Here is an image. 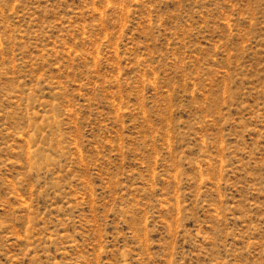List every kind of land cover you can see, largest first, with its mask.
Instances as JSON below:
<instances>
[{"label":"rangeland","instance_id":"374dc122","mask_svg":"<svg viewBox=\"0 0 264 264\" xmlns=\"http://www.w3.org/2000/svg\"><path fill=\"white\" fill-rule=\"evenodd\" d=\"M0 264H264V0H0Z\"/></svg>","mask_w":264,"mask_h":264}]
</instances>
